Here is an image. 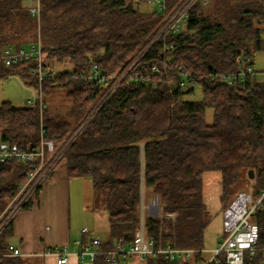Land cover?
<instances>
[{"label": "trees", "instance_id": "trees-1", "mask_svg": "<svg viewBox=\"0 0 264 264\" xmlns=\"http://www.w3.org/2000/svg\"><path fill=\"white\" fill-rule=\"evenodd\" d=\"M30 5V0H0V52L8 45L29 47L40 37L47 76L41 80L34 72V58L12 66L0 59V78L17 74L26 85L41 88L43 96L66 88L80 116L71 123L50 115L45 100L43 109L38 102L20 106L6 100L0 104V138L37 144L43 123L47 137L58 143L83 120L103 88L77 72L93 64L104 72L120 69L163 13L137 0H41L38 16ZM168 44L173 47L165 54L164 41L146 54L64 155L70 176L92 178L96 204L108 213L104 248L121 237L127 243L134 239L144 195L159 196L161 204L160 215L144 216L148 236L157 244L203 248L212 220L202 198L208 171L220 174L226 191L234 189L225 206L244 184L254 182L255 198L264 191V76L247 75L236 86L215 77L238 70L239 57L254 65L257 54L264 53V0H211L207 9L196 6L186 31L171 36ZM64 58L74 68L56 70V61ZM154 62L167 66L171 84L152 70ZM181 71L194 79L192 88L181 87ZM198 89L200 98L189 97ZM29 168L23 161L0 162V212ZM252 219L259 226L258 246L264 247V200ZM9 227L0 235V264H30L25 257L5 254ZM200 256L181 262L149 256L145 264H195ZM263 256L261 249L247 252L243 264H264ZM92 264L110 263L98 256ZM213 264L228 263L220 257Z\"/></svg>", "mask_w": 264, "mask_h": 264}, {"label": "built area", "instance_id": "built-area-1", "mask_svg": "<svg viewBox=\"0 0 264 264\" xmlns=\"http://www.w3.org/2000/svg\"><path fill=\"white\" fill-rule=\"evenodd\" d=\"M30 12L39 15L41 11V0H30ZM211 0H137L149 8L158 9L163 13V18L155 31L149 35L148 39L135 51L128 59L127 63L117 71L104 72L97 64H93L89 69H81L76 76L85 81L98 82L102 84V91L95 99L87 115L81 120L60 142H56L47 137L46 128L43 123L40 125V141L37 144L10 143L0 138V162L18 160L30 165L25 182L20 184L18 191L12 197L10 203L0 214V235L12 224L17 214L34 200L42 185L47 180L51 172L62 160L71 144L83 131L87 123L94 117L97 111L104 105L108 98L118 89L120 84L127 79L139 66L140 61L148 52L153 50L160 41L165 45L162 54L167 49L173 47L168 44L171 36L185 32L191 19L192 10L199 6L206 8ZM34 58L36 61L35 71L42 80L47 76L44 68V52L41 41L33 43L29 47L16 48L12 45L3 47L0 52V59L6 66H12L25 59ZM168 59V63H170ZM241 67L236 71H221L215 77L223 83L238 85L247 75H258L255 66L244 57H239ZM151 68L159 75L160 80H166L169 84L174 81V77L167 70V66L161 68L156 62L151 64ZM50 72H48L49 74ZM56 71L53 70L52 74ZM181 76L180 85L185 89L192 88L195 81L186 71L179 72ZM149 79V77L147 78ZM29 105H36L43 109L45 107L44 96L40 88L36 101L29 99ZM264 191L254 197L252 192L240 190L223 210L224 235L218 242L216 248L211 250V256L203 258L204 248L178 247L171 244H157L156 240L146 233L144 221L137 230L134 239L127 243L122 237L111 247L104 248L103 241L99 237L90 234L87 227L81 228L83 237L74 240V244L79 246L78 250H73L71 243L50 250L57 257L58 264L68 262L72 253H76L80 258L94 262L98 256L103 255L110 264H119L120 259H129L133 256L147 258L162 255L166 259L173 261H184L201 254L195 264H213L219 262L223 257L228 264H243L247 252L255 254L264 247L258 246L259 226L252 219L258 209L263 208ZM153 206H158L160 213L161 204L159 196H155ZM90 234V236H89ZM85 235V236H84ZM87 235V237H86ZM6 255L18 256L22 252L20 248L8 244ZM264 263V256H263Z\"/></svg>", "mask_w": 264, "mask_h": 264}, {"label": "rangeland", "instance_id": "rangeland-1", "mask_svg": "<svg viewBox=\"0 0 264 264\" xmlns=\"http://www.w3.org/2000/svg\"><path fill=\"white\" fill-rule=\"evenodd\" d=\"M210 7V4L209 6ZM206 7L205 9H207ZM40 37H39V40ZM42 44V42H41ZM55 59V58H54ZM54 61V60H53ZM57 64H55L56 70H65V69H73L74 64L69 59L64 58L62 60H57ZM254 66L257 71L264 73V53H259L255 57ZM261 76H263L261 74ZM66 88H55L46 96L44 95V100L49 105V114L56 117H63L71 123H75L79 119V113L74 110L72 100L67 97ZM39 94V89L26 85L21 77L17 74L10 75L9 77L0 78V104L3 101L10 100L15 105H29L28 100L31 99L34 102L36 101V97ZM189 97L200 98L201 92L198 91ZM61 162L63 164H67V160L64 157ZM60 163V162H59ZM27 178V177H26ZM26 180V179H25ZM24 180V182H25ZM92 178L86 176L85 178H74L70 176V181L68 185V191L70 196V210L72 215V221L76 225L86 224L89 227H92L90 230L93 231V227L96 226L95 233H90L91 235H98L103 239H106L109 235L110 231V223L108 220V214L106 210L99 207L97 203V198H95L94 187L92 183ZM253 184L254 182H250L248 184H244L239 188L242 190H247L253 192ZM56 188V187H54ZM54 188L50 190V192H54ZM234 189H229L226 191L221 183L220 174L217 171H208L203 178V193L202 198L205 202L208 215L212 218L211 222L205 229L204 232V249L205 251L202 253L203 258L207 259L211 256V250L216 248L218 245L219 239H221L224 235V227H223V207L231 198H228L229 195L233 192ZM88 196L90 199H93V210L95 209L96 219L93 220L90 215L86 216L84 214V210L82 206L85 204V200L88 201ZM156 196V195H155ZM155 196L148 197L144 195V201L142 203V210H144V214L151 213L153 215H160L158 213V206H153V200H155ZM88 198V199H87ZM12 199V198H11ZM8 200L6 206L2 209L0 214L5 210V208L10 203ZM98 210V211H96ZM173 216V215H171ZM94 225V226H93ZM120 259V263L123 264L126 260ZM144 262V260H143Z\"/></svg>", "mask_w": 264, "mask_h": 264}, {"label": "crops", "instance_id": "crops-1", "mask_svg": "<svg viewBox=\"0 0 264 264\" xmlns=\"http://www.w3.org/2000/svg\"><path fill=\"white\" fill-rule=\"evenodd\" d=\"M262 75L264 76V73ZM71 177L85 178L86 176ZM69 181L67 164L60 161L42 185L37 197L30 202L29 207H25L17 214L9 227L6 243L20 248L22 254L19 256L25 257L30 264H58L56 255L50 250L67 243L72 244L74 251L78 250L79 246L74 244V240L83 237L81 228L87 227L89 230L92 228L86 224L76 225L72 221L68 194ZM53 188L54 192L52 193L50 190ZM88 198L82 209L86 216L90 215L95 220L93 199H90L89 196ZM144 216V210H142L143 221ZM95 227H93V231L90 230V233H95ZM95 236L102 239L103 242H107L108 237L103 239L96 234ZM145 259L133 256L129 260H122H126L123 264H145ZM65 264H92V262L80 258L74 252Z\"/></svg>", "mask_w": 264, "mask_h": 264}, {"label": "water", "instance_id": "water-1", "mask_svg": "<svg viewBox=\"0 0 264 264\" xmlns=\"http://www.w3.org/2000/svg\"><path fill=\"white\" fill-rule=\"evenodd\" d=\"M249 172H250V177H253L254 171L251 169Z\"/></svg>", "mask_w": 264, "mask_h": 264}]
</instances>
